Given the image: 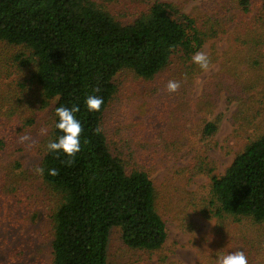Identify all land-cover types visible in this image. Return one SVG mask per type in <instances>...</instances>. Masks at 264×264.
Returning a JSON list of instances; mask_svg holds the SVG:
<instances>
[{
  "label": "rangeland",
  "instance_id": "obj_1",
  "mask_svg": "<svg viewBox=\"0 0 264 264\" xmlns=\"http://www.w3.org/2000/svg\"><path fill=\"white\" fill-rule=\"evenodd\" d=\"M103 3V0H99ZM168 2L190 16L208 55L204 72L176 62L151 81L129 71L116 79L117 93L102 128L113 155L127 168L145 171L156 189V208L167 233L161 250H132L113 229L108 264H216L242 250L249 264H264V231L249 219L207 214L210 176L222 175L250 141L264 133V12L261 0H111L109 10L132 22L152 3ZM23 47L0 43V264H52L51 216L60 197L36 172L53 122L54 100L43 107L33 67ZM178 81L175 93L167 92ZM215 125L212 136L203 127ZM47 129L45 135L40 134ZM22 136L30 140L21 142Z\"/></svg>",
  "mask_w": 264,
  "mask_h": 264
},
{
  "label": "trees",
  "instance_id": "obj_2",
  "mask_svg": "<svg viewBox=\"0 0 264 264\" xmlns=\"http://www.w3.org/2000/svg\"><path fill=\"white\" fill-rule=\"evenodd\" d=\"M110 1L0 0V43L28 51L29 58L18 59L33 67L43 107L54 100L49 142L63 135L55 114L61 105H77L83 127L75 158L46 147L40 162L43 183L61 199L51 216L52 264H108L113 229L125 247L149 253L161 250L167 237L152 181L112 154L102 120L120 72L151 81L176 62L187 65L203 39L194 20L171 3L156 1L124 22L109 10ZM249 2L240 0L244 11ZM89 96L103 99L99 112L88 110ZM215 130L207 123L204 136ZM53 168L58 175H49ZM207 173L210 186L202 201L207 214L249 219L264 231V133L247 143L222 175Z\"/></svg>",
  "mask_w": 264,
  "mask_h": 264
},
{
  "label": "clouds",
  "instance_id": "obj_3",
  "mask_svg": "<svg viewBox=\"0 0 264 264\" xmlns=\"http://www.w3.org/2000/svg\"><path fill=\"white\" fill-rule=\"evenodd\" d=\"M192 62L197 64L200 69L204 72L210 70L211 62L208 55L204 52H197L192 57ZM180 83L178 81L170 80L166 85V91L169 93H175L179 90ZM87 108L92 112H99L104 101L101 97L89 96L85 101ZM79 112V107L73 105L71 108L65 107L63 105L55 109V114L59 118L56 128L63 133L59 136L55 142H49L47 148L49 151L62 152L67 157L75 158L76 154L81 151V133L83 132V127L80 121L76 117V113ZM96 134H99L101 129L98 127ZM47 133L46 128L40 130L41 135ZM21 142L30 140L29 136H22L20 138ZM72 160L68 163L71 164ZM43 168L37 167L36 172L43 175ZM59 174L57 169H50L49 175L56 176ZM216 264H249L248 258L244 251L238 250L225 255L218 256L216 259Z\"/></svg>",
  "mask_w": 264,
  "mask_h": 264
}]
</instances>
